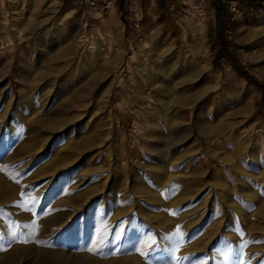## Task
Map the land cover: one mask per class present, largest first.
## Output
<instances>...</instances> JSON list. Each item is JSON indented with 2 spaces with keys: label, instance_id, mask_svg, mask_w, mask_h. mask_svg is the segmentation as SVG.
<instances>
[{
  "label": "rangeland",
  "instance_id": "obj_1",
  "mask_svg": "<svg viewBox=\"0 0 264 264\" xmlns=\"http://www.w3.org/2000/svg\"><path fill=\"white\" fill-rule=\"evenodd\" d=\"M0 53V182L40 234L0 233V258L121 260L142 233L98 237L99 212L139 206L146 225L160 213L161 234L183 233L153 264H264V1L0 0ZM73 209L77 236L67 223L45 241L47 216Z\"/></svg>",
  "mask_w": 264,
  "mask_h": 264
},
{
  "label": "bare ground",
  "instance_id": "obj_2",
  "mask_svg": "<svg viewBox=\"0 0 264 264\" xmlns=\"http://www.w3.org/2000/svg\"><path fill=\"white\" fill-rule=\"evenodd\" d=\"M3 30H4V33L3 34H4L5 40H6V38H7L6 35H8L9 32H7V30L4 27V25H3ZM99 38H100V35H99ZM97 42L99 43L98 40H97ZM145 47H146V44L145 43L144 44H141L140 51L143 50V52H144V48ZM90 49H92V48H90ZM0 55H1V53H0ZM151 67H149V69L145 70V72H146V74L149 77V78L147 77L148 78V83L152 87V85L154 83L152 81H149V80L151 79L150 78L151 77V73H153L155 70H154L153 65ZM166 69H167V67H165L163 70L166 72L167 71ZM153 86H154V88L155 87L157 88V89H155V92L158 93L159 95H162L163 96L164 93L167 91L166 89H161V88H159V87H157L155 85H153ZM199 94H200V92L198 94H196V95L199 96ZM159 95H157V96H159ZM179 102H181V100H179ZM176 104H178V102ZM254 142H255L254 139H251L250 140V143L255 148V143ZM259 155L260 154H258V157H259ZM140 164L141 163L139 161L136 163L137 166H140ZM4 183H6V182H4ZM162 183H164V181ZM162 183H160V184L158 182L156 183V187L158 188V190H159V188L161 189L160 186L162 185ZM3 184H2V182H0V209L3 207V208H6V209L11 210L10 211V217L12 219L13 218L16 219L17 220V223L15 225H13V226H11V224L10 225H6V226L3 225V220L4 219L2 218V215L0 214V233H1L2 236L10 237L11 238L12 237V231L10 229L12 227H15L16 228L15 229V232H17V235L19 237H23V234L24 233H22V231L25 229V227H23L25 225L24 224L25 222L23 221L24 222L23 223L20 220L21 219L28 220V219H30L32 217H35V214H31V216H29V212L27 214H24L22 211H19V210L18 211L17 210L13 211V209H15L16 207H19V205H20L17 202L18 201L17 196L19 195V192L16 190L14 193H12L8 188H5ZM158 190H157V192H158ZM150 197L151 198L149 199V201L147 203L148 204H151V205H153L155 207H159L160 206V202H159L157 196L154 197V198H152V192H151ZM138 207L139 206H135V209L131 208V210L129 208H127V207L126 208H119L113 214L111 213L107 218L106 217H103L102 216V213L99 212V216L100 217L98 216L99 217L98 219L100 221H101V219H103L104 222H103V225L101 227H97L95 229V231H94L95 235H97L98 237L99 236L100 237L103 236L106 240H111L112 239L111 241L113 242L115 240V233L116 232H119L118 231V227H120V226L121 227L124 226V228L126 227L127 230L125 232H127L126 234L128 235V240L129 241L132 240V234H131V231L132 230L136 231V233H138V232L139 233H142V237L139 240L138 245L133 244L132 247H131L132 248V252H129L125 257H123V259L116 260V259H113V257L112 258L107 257L106 260H94V259H92V255L94 254L93 251H88V253L86 254V256H75L74 257L73 256V252L68 253L66 251V248L62 247V248L57 249L54 253H51L50 252L51 254H50V256L48 258H46V259L40 258V260L37 262V264H153L154 263L153 261L154 260L156 261V259H158V258H156V252L160 248H164L165 251H167V252H169V254H171L170 251H172L174 249V247H175L173 245V241H175V240L172 238V235H171L173 232H170L169 231V233L166 232L164 234H161L162 232L160 231V224H159V221H158L159 217L161 216L160 213H152V212H150V214H149L150 218L151 219H154L156 222H155V224L149 223V224L146 225L144 223L143 219L140 218V213L138 215V212H139L138 211V209H139ZM76 212H77V209H73V211L72 212H69V213H67L65 211H61V213L60 214H57V215H52V214L51 215H48L47 216V222H46L48 224V227H46L45 229H43L42 232H41V236H44V240L45 241H48L49 239H51L52 236L47 237L51 233H52V235L55 234V233H60V230L63 227H65V225L67 223H69V226H71V228H72L71 230L73 231V234H74L72 236H77L76 233H74V232H76L75 229H74L75 227L73 226V221L74 220L71 221L73 217L78 218V214H76ZM164 215H162V217ZM96 217H97V215H96ZM91 218L94 219V216L93 215H90V219ZM84 220H85V222L88 221V219H83V221ZM187 226L188 225L186 224L185 225V227H186L185 229L188 230V227ZM204 230H206V229H204ZM212 233H213V230H212V232H210L208 230V232L206 231L204 233V235L205 236L207 235L208 238H209L211 235H213ZM223 233L221 234L222 236H223ZM39 235L40 234L37 232V233L34 234L33 238H38ZM112 235L114 236V238L112 237ZM86 236H87V234H86ZM97 239L98 238H96V237L93 238V239H91L92 244H96L94 242H96ZM214 239L212 237H210L209 238V240H210L209 243L208 244H207V242L205 243L206 247H208V245L210 246V244L211 245L214 244ZM63 240L66 241V242L68 241L67 235L64 236ZM200 241L203 242L202 239ZM201 242L198 243V244H201V245L204 246V243H201ZM230 242L232 244H235V245L238 244V242L236 243V239H235V241L232 240ZM195 244H197V243H195ZM195 244H192V246L195 245ZM198 244H197L196 247L200 250V248L198 246H201V245H198ZM192 246H190V247H192ZM137 249L142 250L143 252L147 253V255L146 256H142L141 255L140 257H138L137 255L133 254L134 253L133 251L134 250L137 251ZM187 249H189V248H187ZM187 249L184 248V249H181V251H183V252L185 251L184 253L186 255V252L188 253ZM192 249H194V248H192ZM178 251H180V250H178ZM195 251H193V252H195ZM191 252L192 251H190V254H191ZM212 252L213 251H211V253ZM206 254H208V253H206ZM212 255L214 256V254H212ZM238 256L240 257L241 255L239 254ZM168 257H169V255H168ZM189 258H191V257H189ZM11 259L9 257H4V259L3 258H0V264H14L13 259L12 260ZM210 259H211V263L212 264H221L220 262L217 261L219 259L215 258V256L213 258H210ZM243 260H245V259L242 258V257H240L239 258V261L238 262H235V263L233 262V264H242V261ZM245 264H251V262H247Z\"/></svg>",
  "mask_w": 264,
  "mask_h": 264
},
{
  "label": "snow or ice",
  "instance_id": "obj_3",
  "mask_svg": "<svg viewBox=\"0 0 264 264\" xmlns=\"http://www.w3.org/2000/svg\"><path fill=\"white\" fill-rule=\"evenodd\" d=\"M11 178H13V179H15V176H13V177H11ZM18 182V181H17ZM22 195V197H24V196H27L28 195V193H22L21 194ZM18 203H23V206L25 207V208H28L29 207V205L27 204V203H24L23 201L22 202H18ZM33 203H34V200H33ZM171 214H173V215H175V212H172ZM23 227H25V228H28V227H31V228H33V235L35 234V225H24ZM106 227V226H105ZM12 235H13V238L15 239L16 237H17V232H13L12 233ZM22 235V234H21ZM120 235H121V232H116L115 233V237L118 239L119 237H120ZM172 235V238L176 241V243H177V248L175 249V251H178L179 249H178V245H179V243L181 242V240L183 239V233L180 231V226H177V228H176V230L171 234ZM0 238H2V237H0ZM21 242H23V243H27L28 241L25 239V240H22ZM258 242H260V243H264V241H258ZM94 243H96V242H94ZM106 240L105 239H103V238H99L98 239V244H99V246H101V247H103V246H106ZM0 250H2V249H0ZM89 251H92V249H88ZM142 256H146L147 255V253H145V252H141L140 253ZM181 259H186L185 257H177L176 258V264H179V261L181 260Z\"/></svg>",
  "mask_w": 264,
  "mask_h": 264
},
{
  "label": "crops",
  "instance_id": "obj_4",
  "mask_svg": "<svg viewBox=\"0 0 264 264\" xmlns=\"http://www.w3.org/2000/svg\"><path fill=\"white\" fill-rule=\"evenodd\" d=\"M158 1H160V0H158ZM160 6V4H158V7ZM109 14H108V17H110V16H112V15H110V12H111V8H109ZM103 24L105 25V19L103 20ZM101 34H104V33H101Z\"/></svg>",
  "mask_w": 264,
  "mask_h": 264
},
{
  "label": "trees",
  "instance_id": "obj_5",
  "mask_svg": "<svg viewBox=\"0 0 264 264\" xmlns=\"http://www.w3.org/2000/svg\"><path fill=\"white\" fill-rule=\"evenodd\" d=\"M258 1H260V0H258ZM262 1H264V0H262Z\"/></svg>",
  "mask_w": 264,
  "mask_h": 264
},
{
  "label": "built area",
  "instance_id": "obj_6",
  "mask_svg": "<svg viewBox=\"0 0 264 264\" xmlns=\"http://www.w3.org/2000/svg\"><path fill=\"white\" fill-rule=\"evenodd\" d=\"M261 2H263V1L261 0Z\"/></svg>",
  "mask_w": 264,
  "mask_h": 264
}]
</instances>
